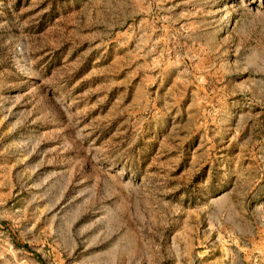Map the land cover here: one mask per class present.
I'll use <instances>...</instances> for the list:
<instances>
[{"label":"rangeland","instance_id":"rangeland-1","mask_svg":"<svg viewBox=\"0 0 264 264\" xmlns=\"http://www.w3.org/2000/svg\"><path fill=\"white\" fill-rule=\"evenodd\" d=\"M0 221V264H264V0H0Z\"/></svg>","mask_w":264,"mask_h":264},{"label":"trees","instance_id":"trees-1","mask_svg":"<svg viewBox=\"0 0 264 264\" xmlns=\"http://www.w3.org/2000/svg\"><path fill=\"white\" fill-rule=\"evenodd\" d=\"M0 224L3 225V226H4V224H5V225H8V224H6V223L3 222V221H0ZM3 226H1V227L4 228ZM15 246H16V244H15ZM22 248H23V249H24V248L26 249V246L23 245Z\"/></svg>","mask_w":264,"mask_h":264}]
</instances>
